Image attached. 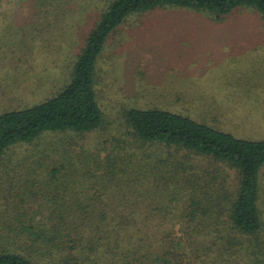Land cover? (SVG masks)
Here are the masks:
<instances>
[{"label": "rangeland", "instance_id": "1", "mask_svg": "<svg viewBox=\"0 0 264 264\" xmlns=\"http://www.w3.org/2000/svg\"><path fill=\"white\" fill-rule=\"evenodd\" d=\"M112 1L0 0V112L32 107L68 85L77 57ZM213 17L185 8H157L130 15L110 34L96 66L95 88L104 121L100 130L78 137L86 150L94 152L104 141L133 143L125 118L130 109H161L237 139L264 141V17L247 9H238L221 21ZM60 137L50 134L32 144L15 145L0 161V252L27 256L34 239L57 243L77 238V232L70 231L68 236L56 223L67 212L81 216L88 204L98 207L85 212L89 217L100 218L99 209L113 208L104 209V216L152 223L144 227L149 229L145 236L128 233L134 238L128 239L130 244L142 237L155 249V238L186 236L178 232L186 217L183 193L173 186L117 187L113 177L71 174L52 179L42 172L32 152L63 146L56 145ZM192 161L208 163L194 157ZM223 169L230 175L229 184L238 182L235 170ZM259 184L264 221V166ZM93 186L104 190L108 198L102 195L97 202V192L88 191ZM118 204L132 209H116ZM94 227L108 229L107 225L85 226L84 237L92 238ZM188 234L195 238L186 236L182 246L197 240L201 248L199 255L192 248L185 256L201 258L191 263L184 260V264H264V228L250 237L226 230L223 236L228 240L215 241L211 248L205 246L209 233ZM90 254L101 257L94 260L99 264L154 261L152 255L144 261V254L135 255L137 260L132 262V258L117 259L114 252ZM180 263L182 256L174 262Z\"/></svg>", "mask_w": 264, "mask_h": 264}, {"label": "trees", "instance_id": "2", "mask_svg": "<svg viewBox=\"0 0 264 264\" xmlns=\"http://www.w3.org/2000/svg\"><path fill=\"white\" fill-rule=\"evenodd\" d=\"M169 7L205 12L213 15L216 21H221L238 9L251 10L264 17V0L112 1L77 57L68 85L32 107L0 112V161L15 145L32 144L50 134L62 135L56 145L64 143L63 146L51 150L49 145L32 152L33 159L37 160L35 164L42 172L47 171L52 179L71 174L113 177L117 187L142 189L173 186L183 193L182 200L185 202V223L180 225L178 232L186 233L190 239L195 237L188 232L202 235L209 233L207 237L210 242L202 244L211 248L215 241L228 240L223 236L226 230L229 234L248 237L263 231V212L259 206V173L264 166V141L237 139L229 133L161 109H130L126 112L125 118L133 143L118 140L114 145H109L104 141L94 152H89L83 146V140L78 139L100 130L104 121L95 86L96 66L107 38L130 15ZM192 157L208 163L195 164ZM222 168L225 171L235 170L238 182L229 184L230 175L223 172ZM27 181L30 182L29 178ZM89 190L97 192L94 195L97 202L102 195L108 198L103 194L104 190L95 186ZM65 202L63 205L67 206L66 199ZM88 205L82 208L84 214L97 207L94 204ZM115 208L131 207L118 204ZM104 209L113 208L99 209L102 210L100 218L86 214L83 216V211L81 216H68L70 212L60 215L57 229L67 231L68 236H71L70 231H75L77 238L57 243L34 239L29 255L0 252V264H97L98 261L95 263L94 260L101 257H93L90 253L100 256L105 252L109 255L114 252L117 259L122 257L120 260L124 262L128 258H132L130 262L136 261L133 257L137 254H144V261L148 259L147 255H152L154 261L151 264H174L181 256L183 264L184 260L191 263L201 258L185 256L192 248L199 255L201 242L188 239L189 242L182 246L181 242L186 238L183 235H173V238H165V241L163 238H159L160 241L155 238V249L154 244L143 243L142 237L132 244L128 243V239H134L128 233L145 236L149 230L146 231L147 227L152 223H133L123 215L104 216ZM96 225H107L108 229L94 227V236L84 237L86 228ZM173 225H170L171 228ZM168 231L174 232L171 229ZM87 252L89 258L86 257ZM203 259L205 261L204 255Z\"/></svg>", "mask_w": 264, "mask_h": 264}]
</instances>
